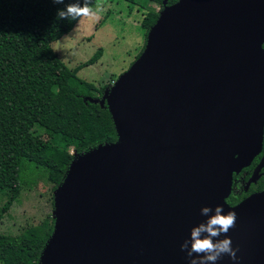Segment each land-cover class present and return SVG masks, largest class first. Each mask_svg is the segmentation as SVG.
Returning <instances> with one entry per match:
<instances>
[{"label":"water","instance_id":"water-1","mask_svg":"<svg viewBox=\"0 0 264 264\" xmlns=\"http://www.w3.org/2000/svg\"><path fill=\"white\" fill-rule=\"evenodd\" d=\"M263 43L264 0H161L99 99L116 139L73 152L37 264H188L180 244L216 204L238 248L216 264H264V190L225 201L261 143Z\"/></svg>","mask_w":264,"mask_h":264},{"label":"trees","instance_id":"trees-1","mask_svg":"<svg viewBox=\"0 0 264 264\" xmlns=\"http://www.w3.org/2000/svg\"><path fill=\"white\" fill-rule=\"evenodd\" d=\"M125 1L139 4L143 0ZM145 1L161 7V0ZM83 2L0 0V194L6 196L0 215L21 192V159L26 170L42 176L54 190L73 152L116 139L107 106L99 101L110 84L96 86L77 75L82 66L100 57L102 47L70 68L50 45L79 19L60 18L58 12ZM157 13L147 8L141 19L146 32ZM52 226L53 219L47 215L15 235L0 232V264H37Z\"/></svg>","mask_w":264,"mask_h":264},{"label":"rangeland","instance_id":"rangeland-1","mask_svg":"<svg viewBox=\"0 0 264 264\" xmlns=\"http://www.w3.org/2000/svg\"><path fill=\"white\" fill-rule=\"evenodd\" d=\"M143 2L91 0L92 14L80 16L67 33L52 41L53 51L71 68L88 59L97 47H102L100 57L94 63L82 66L77 75L96 86L112 84L129 67L145 43L147 32L141 19L147 8L156 11L161 8L156 3ZM40 134L45 136L42 132ZM24 162L21 159L18 167L21 192L0 215V232L6 235H15L52 215V184L26 170ZM5 199L6 196L0 194V208Z\"/></svg>","mask_w":264,"mask_h":264},{"label":"clouds","instance_id":"clouds-1","mask_svg":"<svg viewBox=\"0 0 264 264\" xmlns=\"http://www.w3.org/2000/svg\"><path fill=\"white\" fill-rule=\"evenodd\" d=\"M54 2L63 3V0ZM91 14L92 8L88 0H84L83 4H68L65 10L58 12L60 18L72 19ZM200 214L207 219L192 226L190 239H185L180 244L181 251L185 252L188 258V264H216L225 255L232 261H237L238 248H233L232 240L227 235L229 230L236 226V212H225L222 205L216 204L214 207L202 206ZM221 236L223 238H219Z\"/></svg>","mask_w":264,"mask_h":264},{"label":"flooded vegetation","instance_id":"flooded-vegetation-1","mask_svg":"<svg viewBox=\"0 0 264 264\" xmlns=\"http://www.w3.org/2000/svg\"><path fill=\"white\" fill-rule=\"evenodd\" d=\"M264 47V43H263ZM264 190V122L258 151L250 161L238 171L232 173L231 187L225 201L235 205L244 198Z\"/></svg>","mask_w":264,"mask_h":264}]
</instances>
